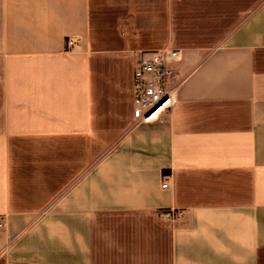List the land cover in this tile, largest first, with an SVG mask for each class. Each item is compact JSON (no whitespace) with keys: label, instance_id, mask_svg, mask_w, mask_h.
Segmentation results:
<instances>
[{"label":"crops","instance_id":"crops-1","mask_svg":"<svg viewBox=\"0 0 264 264\" xmlns=\"http://www.w3.org/2000/svg\"><path fill=\"white\" fill-rule=\"evenodd\" d=\"M0 216V264H264V0H0Z\"/></svg>","mask_w":264,"mask_h":264},{"label":"built area","instance_id":"built-area-1","mask_svg":"<svg viewBox=\"0 0 264 264\" xmlns=\"http://www.w3.org/2000/svg\"><path fill=\"white\" fill-rule=\"evenodd\" d=\"M73 42L70 41L69 45ZM134 78L135 126L159 123L171 116L179 103V94L185 80L174 70V65L183 60L177 49L143 51L137 54ZM168 183L163 184L167 188ZM181 213L177 214L179 217ZM0 216V229L5 225Z\"/></svg>","mask_w":264,"mask_h":264}]
</instances>
